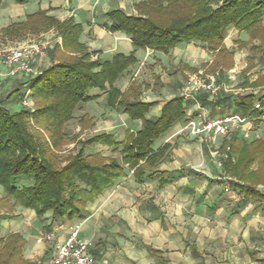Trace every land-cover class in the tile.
Wrapping results in <instances>:
<instances>
[{
  "label": "trees",
  "instance_id": "trees-1",
  "mask_svg": "<svg viewBox=\"0 0 264 264\" xmlns=\"http://www.w3.org/2000/svg\"><path fill=\"white\" fill-rule=\"evenodd\" d=\"M13 1L25 6L36 0ZM135 10L136 15L122 10L107 13L106 26L111 32L125 33L136 49L168 55L179 44L193 42L216 53L212 64L216 69L217 64L233 57L225 45V32L230 27L246 32L250 40L259 39L258 51L263 47L264 0H225L223 4L218 0H141ZM16 26L31 34L55 27L63 43L51 51L54 63L42 75L26 79L8 96L0 97V185L7 196L23 208L35 211L39 217L51 212L53 221L63 218L73 221L84 219L88 205L130 171L138 182L158 175L167 183L170 174L156 168L169 159V146L157 150L155 146L184 119L193 101L186 102L183 97L176 96L165 103L160 116L148 117L156 103L144 102L139 86L132 84L124 92L116 86L126 72L137 65L135 52L128 56L117 54L111 60H93L96 53L89 52L80 42L82 25L73 20L60 23L41 10L28 15L24 23ZM96 89L107 95L109 107L119 108L131 121L140 122V127L135 132L127 131L122 141L106 133L78 141L77 155L59 168L50 155L53 150L50 146L59 148L65 141L61 133L63 126L76 119L83 105L98 101L99 95L93 93ZM28 90L35 103L33 113L26 108L13 111L6 107L18 99L22 101ZM198 98L203 104L213 105L214 109L221 106L222 112L234 111L251 117L262 114L254 107L256 98L253 95L218 96L213 102H209L207 96ZM261 102L264 106V97ZM262 111L264 113V108ZM79 118L83 121L88 115ZM33 123L43 124V130L52 140H38L40 136L32 132ZM85 125L88 124H82ZM98 145L117 147L121 163L94 150ZM227 149L225 169L228 173L249 184L264 183V142L245 143L235 138L229 141L224 152ZM232 155L238 158L236 164L229 160ZM254 165H258L257 171L251 170ZM234 188L243 191L246 197L264 201V194L252 187L234 184ZM262 208L264 210V206ZM5 218L0 215V234ZM24 245L21 235L0 237V264H30L21 256Z\"/></svg>",
  "mask_w": 264,
  "mask_h": 264
},
{
  "label": "crops",
  "instance_id": "crops-1",
  "mask_svg": "<svg viewBox=\"0 0 264 264\" xmlns=\"http://www.w3.org/2000/svg\"><path fill=\"white\" fill-rule=\"evenodd\" d=\"M4 1V5H9L17 11L22 10L19 15L24 14L26 18L41 10L60 23L73 20L75 24L82 25L84 31L80 42L89 52L96 53L95 57L93 56L95 60H111L117 54L128 56L135 52L137 64H140L142 58L150 54L156 55L153 50H145L144 53L142 49H136L125 33L111 32L106 26L109 22L107 13L122 10L128 15H136L135 5L141 0L133 4V12H129L118 0H36L32 3L33 8H37L30 14L25 8L27 5H18L13 0ZM241 31L235 27L228 28L225 40ZM42 34H52L55 38L51 41L52 47L37 63L41 72H44L53 65L50 53L57 45H62L63 38L55 27ZM195 47L200 48V54L206 51L199 44L184 42L168 56H176L179 52L182 55L188 51L187 56L185 53L180 59L188 68L191 66L189 55H192ZM187 68H182L184 75L188 74ZM22 73L18 72L12 76L16 79L15 77L23 75ZM124 76L116 83L123 92L129 87L120 86ZM18 80L20 83L25 82L23 77ZM172 82L174 78L167 81V84ZM165 83L162 81L163 86ZM184 84L176 81L175 89L179 95L171 99L182 97L181 89ZM93 93L99 95L97 102H106V94L102 91L96 89ZM215 100L208 97L209 102ZM143 101L156 103L148 117L160 116L166 103L160 105L156 101ZM185 101H193L186 109V116L164 134L155 146L156 150L165 145L169 146V159L161 162L156 168L170 174L171 178L167 183H163L162 177L158 175L145 182H138L130 171L104 191L93 204L88 205L84 219L72 221L63 218L53 221L52 213L49 212L40 221L31 210L34 213L28 212L29 222L26 218L19 219L25 229L14 230L21 233L27 242V258H42L47 250V261L51 258L56 243H62L67 238L69 227L80 224V236L92 242L91 253L96 259L95 264H215L216 258L222 264H255L263 261L264 257H248L249 251L252 255L251 250L258 247L256 236L259 227L263 225L264 229L263 208L246 195L233 197L237 190L235 188L229 193L222 191L223 183L219 179L221 173L208 155V150L199 141H186L188 123L198 118L204 110L210 118L223 116L226 112L221 111V106L214 109L213 105L203 104L199 98L198 102ZM257 105L258 103L255 107ZM110 108L119 114L121 123L117 121V125L104 133L114 135L116 141L123 140L117 139L116 135L119 136L123 127H126L125 135L127 131L140 127V122L131 121L119 108ZM104 147L111 154L108 157L121 163L122 156L116 151L117 147ZM4 223L6 222L3 220L1 234L4 232L3 228L5 230ZM40 228L43 230L39 231ZM40 233L55 234V238L52 242H42L38 239ZM45 246L49 249H45ZM243 257L248 260L244 261Z\"/></svg>",
  "mask_w": 264,
  "mask_h": 264
},
{
  "label": "rangeland",
  "instance_id": "rangeland-1",
  "mask_svg": "<svg viewBox=\"0 0 264 264\" xmlns=\"http://www.w3.org/2000/svg\"><path fill=\"white\" fill-rule=\"evenodd\" d=\"M118 1L119 4H122L124 8H126L129 12H133V4L137 2V0ZM218 1L220 4H223L225 0ZM4 3V0H2L0 3V97H6L13 90L20 87L21 83L19 82L18 78L23 77L24 80H26L31 77L34 78L42 75L43 71L41 72L40 68H38L37 66V63H39L40 58L45 56L44 55L42 57H39L35 63L31 64L32 73L23 72V75L19 74L15 77L16 79H14L10 66L3 60L1 55L5 51H9L11 49L19 47L20 45L22 46L28 43H47L48 48L46 52H48V49L52 47L51 41L55 40L52 34H48V36L44 34L41 35V33H48L49 30L46 32L43 31L40 34H37V36L31 34L28 31L20 30L18 26H16L17 23H24V21L26 20L24 14L19 15L20 13H22V10L17 11L16 9L11 8V6L9 5H4ZM25 8L29 12L28 14H30V12H32V10L36 9L37 7L33 8V3H31ZM262 43L263 47L261 48V51H258L257 46L259 47L261 45V41L259 39L250 40L249 36L244 31L237 33L232 38L225 40V45L228 48L229 52L233 53V57L225 60L223 63L217 64L216 69L213 68L212 65L216 53L209 52L205 49L206 51L203 54H200V48L198 47L193 48L192 55H189L191 57V60L189 62L191 66L188 68L185 67L186 65L180 60L185 53L187 56L188 51H185V53H183L182 55H180L181 53L179 52V54H177L176 56H174L173 54L168 56L166 54L156 53L155 56L153 54H150L149 56L142 58L140 55V58H142L141 63L132 67L130 71L126 73L124 79L120 82L121 87L136 84L140 87V90H142V98L144 100L156 101L160 105L171 99L175 95H179L178 90L175 89L176 81L180 82L181 84L183 82L185 83L183 88L181 89V95L183 89L186 88V86H188L191 82L210 85L212 83V80H214L216 88H219L218 96L232 95L233 97L239 98L247 95L255 96V104H259L255 109L258 113H262L261 115H252V119L254 121V131L258 136L253 134L252 139L245 141V139H243V136L239 135L240 131H236L234 133H231L228 137L218 138L214 143H207L202 141L201 137L192 136L188 130V132H186L188 138L186 139V141H199L200 144L208 150V155L216 165V169H218L221 173L219 179L221 178L220 182L223 183L221 186L222 191H225L224 184L228 183L230 191L234 190V184H238L242 185L243 187H252L264 194V183L253 185L244 181L242 182L238 177L226 171L225 168L226 162H228V149L224 152V148L228 145L229 141H232L235 138H239L241 142L245 143H252L254 141L264 142V113L262 111L264 106L261 105V99H263L264 97V41H262ZM142 51L145 53V50L142 49ZM94 57H92L93 60H95ZM182 68L183 70L184 68H187L186 71L188 72V74L184 75V73L182 72ZM183 76H185L186 79H184ZM171 77L174 78V82L167 84V81H172ZM162 81L166 82L163 87L160 86V84L162 85ZM199 96L210 97V94L206 91H201L198 94V97ZM83 106V111L76 113V119L63 126V131L61 133L63 136H65V141L62 142L59 148H57L56 146L53 147V145L50 146L51 148H53V150H51L52 154L50 153V155H53L56 166L59 168H63L64 166H66L70 158L77 155L79 151V146H77L78 141L83 142L89 140L97 134L110 131L113 126L118 124L117 121H119L120 119L119 114L115 110L107 106V95L106 102L105 100H101L99 102L93 101ZM6 107L12 109L13 111H19L23 108H26L33 113L35 109V103L32 99L31 93L28 90L25 93L22 101L21 99H18L15 104H6ZM85 114L88 115V118H86V120L80 121L79 117ZM257 118L259 120H257ZM119 122L121 123V120ZM84 123H87L88 125H85L83 127L82 124ZM31 126L33 128L32 132L35 135L40 136L38 140H52L48 132L43 130V124L33 123V125L31 124ZM135 129H133L132 132H135ZM125 130L126 127H123V129L119 133V136L118 134H116L117 139H124ZM34 137L36 138L38 136ZM52 137H55V135ZM94 150L101 152L104 156L106 155V157H108V155L111 156L107 148L104 146L98 145L94 148ZM88 152H92V150H89ZM15 156H18V152H16ZM229 160H231L233 164H236L238 158L232 155V159L230 158ZM221 161H223L222 169L217 165V163ZM251 170L257 171L258 165L252 166ZM235 191L236 194H234L233 197L245 195L243 191ZM262 200L263 199L259 200L261 202L257 200L254 201L258 203L256 204L257 206L262 207L264 206V201ZM30 211L31 210L27 211L20 204L16 203L11 197H8L6 192L4 191L3 186L0 185V215H4V217H6L4 219V221L6 222L4 223L5 230L3 228L4 232L0 234V237L5 239L10 235H21V233H16L14 232V230L21 229V231H23L22 229H25V226L22 225V223H19L20 221H22L19 219L26 218V221L29 222L30 213L28 212ZM34 212L31 211V213ZM45 216H38V219L41 221L45 218ZM262 226L259 227V232L257 233L258 236H256V238L258 239L257 242L259 243L258 247L251 250L252 255L249 251L250 255H248V257H264V229ZM41 229L43 230V228H40L39 231H42ZM21 236L24 238L23 235ZM38 239L42 242H48L42 234L38 235ZM24 242L25 245L21 256L25 261L29 262L30 264H50L54 249L58 243H56V245L54 246L51 258H48V260L45 261V259L47 258V250H45L44 256L42 258L37 259V257L36 259H28L25 253L27 243L25 238ZM45 249L49 248L45 246ZM216 260L217 261L215 262V264H222L218 261V258H216ZM243 260L245 261L248 259H245L243 257ZM244 264L249 263L244 262ZM255 264H264V260L256 262Z\"/></svg>",
  "mask_w": 264,
  "mask_h": 264
},
{
  "label": "built area",
  "instance_id": "built-area-1",
  "mask_svg": "<svg viewBox=\"0 0 264 264\" xmlns=\"http://www.w3.org/2000/svg\"><path fill=\"white\" fill-rule=\"evenodd\" d=\"M47 48V43H28L5 51L1 57L10 66L12 75L18 72L32 73L31 64L35 63L39 57L44 56ZM218 89L214 80L210 85L191 82L183 89L181 96L185 100L198 102L199 92L206 91L212 99H215L218 97ZM253 122L251 116H242L234 111L226 112L223 116L210 118L204 110V113H200L198 118L192 119L188 123L187 130L192 136L201 137L202 141L207 143H214L218 138L228 137L236 131H240L239 135H242L243 139L250 140L255 134ZM217 165L222 169L223 161ZM224 190L226 193L230 192L228 183L224 184ZM80 229V224H73L69 227L65 241L56 245L50 264L96 263V259L91 253L92 243L80 236ZM43 236L48 242H52L55 238L54 234H44Z\"/></svg>",
  "mask_w": 264,
  "mask_h": 264
}]
</instances>
